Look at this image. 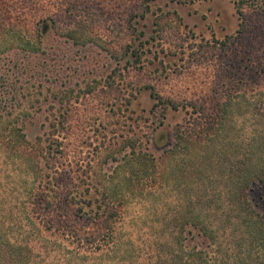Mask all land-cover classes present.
I'll return each mask as SVG.
<instances>
[{
    "label": "rangeland",
    "instance_id": "1",
    "mask_svg": "<svg viewBox=\"0 0 264 264\" xmlns=\"http://www.w3.org/2000/svg\"><path fill=\"white\" fill-rule=\"evenodd\" d=\"M148 1L141 19L146 0H0V264L193 263L197 218L228 223L237 171L264 164V0ZM239 81L220 135L176 137ZM97 203L120 207V244L77 250L62 233Z\"/></svg>",
    "mask_w": 264,
    "mask_h": 264
},
{
    "label": "trees",
    "instance_id": "2",
    "mask_svg": "<svg viewBox=\"0 0 264 264\" xmlns=\"http://www.w3.org/2000/svg\"><path fill=\"white\" fill-rule=\"evenodd\" d=\"M149 10V1L146 0L144 6L140 7L137 13L138 17L145 19L150 12ZM237 10L240 17L244 19L241 4H239ZM78 18L76 17L74 22L77 23L78 27H81L82 23ZM240 26V31H238L236 37L230 36L222 41L221 46L223 48L240 40L244 33V22ZM132 29L134 33L138 32L136 26L133 25ZM145 52L133 50L132 54L137 61H144L146 60ZM231 85H233L231 88H222V92L218 95L217 109L214 115L209 116L202 106L191 103V106L196 110V117L185 129L180 127L177 130L176 137L180 139L185 135L195 142L207 144L208 141H213L214 138L220 135L232 116V107L235 100L248 96L246 83L245 86H241V81H239L237 85H234V82ZM148 89L152 90V98L156 101L154 108L161 107L162 112H166L169 107L178 110L175 103L164 100L152 87L149 86ZM240 171H237L236 183L229 192V205L232 215L228 219V223L221 219L207 221L199 216L197 223H194L199 230L198 236L208 240L207 248L211 247L212 250L201 249L197 251L193 259L194 262L187 263L185 261V264H264V211L260 209L259 203V205L253 203L249 197V193L255 187L264 186V164L254 167V169ZM262 196L264 197V193ZM88 204L89 207L93 206L91 201ZM52 208L54 206L47 203L48 212H51ZM261 208H264V204ZM82 209V207L78 208L79 214ZM94 212L95 217L89 219L92 227L84 230L68 226L64 229L65 233H62V236L80 251L95 253L96 251L109 249L114 245L115 248L118 247L120 243L117 226L121 221L120 207L112 203H97ZM238 212L239 214H237ZM45 220V218L41 219L44 223ZM232 227L238 228L239 233L233 232ZM171 264H182V259Z\"/></svg>",
    "mask_w": 264,
    "mask_h": 264
}]
</instances>
